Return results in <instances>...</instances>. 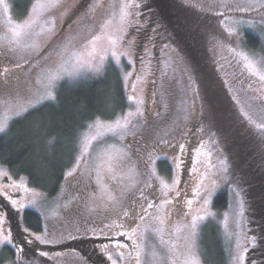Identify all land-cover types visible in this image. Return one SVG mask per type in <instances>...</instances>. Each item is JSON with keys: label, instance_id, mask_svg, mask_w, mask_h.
Returning <instances> with one entry per match:
<instances>
[{"label": "rangeland", "instance_id": "rangeland-1", "mask_svg": "<svg viewBox=\"0 0 264 264\" xmlns=\"http://www.w3.org/2000/svg\"><path fill=\"white\" fill-rule=\"evenodd\" d=\"M158 1L163 2L168 6L170 11H175L177 15L178 11L186 12V10H188L190 12L192 11V13L197 12L198 16L201 15L202 17H206L211 24L209 29L212 30L213 35L216 36L218 41L208 40L205 43L204 39V45L202 44L201 47L202 49L206 48L205 53L210 57L213 64H215V68L221 76L229 96L232 97L233 95H236L238 97H243L245 93H247L248 96L256 95L254 90L261 87V82L257 77L251 76L243 67L242 62H237L239 58H234L227 50V44L229 42L220 39V34L223 33V29L220 26V17L214 15V12L225 11L223 7L210 8L208 0ZM148 2L156 7L158 11H161V7L157 0H134V3L140 4V7L138 9H132L133 15L130 17V24L127 27L128 35L126 39L132 41V44L130 47L127 45L123 46L130 55L127 57L122 56L119 66H117L109 56V59L105 62L106 70L97 74L91 71L87 63H84L83 66H81L80 63L72 60L66 66V69L68 72L77 73L78 75L76 79L72 80L65 76L64 80L60 81L56 88L57 95L60 84L66 81L75 82L81 78L83 80L94 78L96 76L100 77L108 72L116 73L115 71L122 74L124 78L126 73L131 72L132 76H130L126 82V86L129 90L128 96L135 95L137 99L143 100L141 107L145 112V116L143 118H138L139 122L136 124V127L129 129V132L124 136L122 143L111 134L104 135L103 140L94 141L93 148L91 149L92 156L91 158H88V163L85 164L82 162L77 173L72 177L66 178V173L75 164L74 158L72 165L65 172L63 186L57 197L52 198L47 192L32 187L26 176L15 174L5 166H0V195L10 201L8 197L2 195L4 191H7L12 199L17 200L18 205H25L23 211L26 209H32L39 213L44 221V226L47 224L49 231L54 233L57 238H59L60 233H63L64 236H67L69 233L78 235L80 238L66 240L64 243L77 241L80 248L83 249L85 248L83 246V237H103L99 234L93 236L91 232H89L87 236H84V230L86 228L99 229L104 227L105 224H111L114 219L117 220V222H120L115 211L98 209L95 205L99 204L100 201L96 200L93 202V200L90 199L93 193H96L97 196L101 195L100 185L106 184L108 186V192L115 195L118 199H122L124 207L134 209L132 216L135 219L126 220L125 226L126 229L129 225L135 227V223L139 221L136 212H139L141 204L146 207L147 202L140 199V193L136 189H132L130 192L128 191L132 181L137 182L139 187L144 188L148 201L158 204L161 199H164L159 191L162 185L155 177L151 180L152 187H145L144 182L147 179V176L144 175V173L147 170L146 161L148 160V153H151L153 157L162 156L165 152L168 153L164 145L159 143V138L161 137L168 140L179 133L188 136L190 132L194 131L193 135L188 137L191 140L190 154L192 155L190 158V175L187 177L189 178V184L187 185L186 183L185 186H182V184L180 185V188L183 190L180 191L179 196L182 194L185 195V191L187 195H190L191 189L196 188L197 183L200 182L201 174L205 172H208V176L210 177V179L206 178L204 180L205 185L210 186L211 179L217 180V191L213 197L212 208L215 197L224 190L228 191V194L226 193L228 207L226 210L222 211V213L218 212V210L213 211L216 213V217L214 219H209L201 225L195 244L201 264H232L230 252L235 248L237 243V237L233 235V233L239 231L235 227V222L239 219L243 225L244 231H247V233L250 234L252 232V230L249 231L251 226L246 229V222L251 221V223H253L254 221H257L258 223L264 221V191L263 194L261 193V190H264V144H262L264 142L261 141L257 131L254 128L249 127L247 124L249 131V136L247 137L249 139L248 142L251 146L257 147L252 153L262 154V156L257 159L251 160V158H249L250 161L248 160L250 162V167H254L256 173L255 176L258 178L256 185H260V188H262L261 190H257L258 187L255 190L252 189L250 192L253 193H250L248 192V189L246 190V185H249L250 188H255V184H252L253 180L250 183L249 181H245L246 172L243 169L249 165L247 159L245 161L244 157L237 158L236 156L238 162L234 161L232 158L234 165L238 166V172L235 178L233 175V169L231 172V166H233L231 163V154L233 153L230 148L231 142L228 141L227 136L222 132L224 131L223 129L220 131L213 128V124L217 119V116L215 119L213 115H216L217 110L214 109L206 112L203 109L204 101L201 95H196V91H199V84L194 68L195 65L185 52V48H188L190 44L186 42L185 46L182 42L184 41L185 43V41H188L186 36L181 35V41H177L175 38L176 35L174 37L172 29L169 28L171 30L169 31L167 28L166 20L161 23L162 25L156 27V32H149L150 24L144 23L142 18V9ZM4 3L8 5V10L5 12L3 4H0V37L7 34V28L9 27L7 22L9 18H11L14 23H20L18 21L20 18L17 19L12 13L10 0H4ZM88 4L89 0H80L73 16L71 18H66L67 22L64 23V27H67V29L61 34V36L69 34L68 24L71 20H74L81 11H85ZM201 8L204 10L202 11ZM230 15L250 16L259 20V15L257 13H230ZM56 16L58 17V13ZM104 18L105 17L102 16L101 12L98 11L95 16V23L97 25L102 23ZM91 24V21L81 20L73 25V33L78 32L80 35H86ZM61 26L60 20L57 18L56 30L58 32ZM144 29L145 32H143ZM242 32L243 37L247 33H253L261 37L264 42V36H261L259 28H244L242 29ZM175 33L177 34V32ZM46 36L47 34L40 38L41 43L46 39ZM56 42H60L59 38H57ZM26 43L31 44L32 41L29 40L26 41ZM101 43L105 44L106 41H102ZM232 46L235 47V44ZM240 49L244 51H252L246 48L244 44L240 45ZM0 52L7 59V65H4L3 69H9L8 73L0 76V93L14 94L16 91L23 92L26 82L32 76L29 65L25 63V60L29 57L30 50L20 51L15 54H5L6 49H0ZM32 54L34 55V53ZM16 63L22 64L23 67L16 68ZM9 65H11V67H9ZM173 69H175V72H173ZM162 71H167L169 78L163 86ZM0 73H3V70H1ZM173 76L175 77L174 80L171 79ZM137 77H141V79L137 80ZM190 77L195 80V85L193 86L195 90L187 89V91H185V85ZM153 80H155V83H153ZM176 81H180V83H177ZM225 81H227V83H225ZM133 84L136 85L135 91H133L132 88ZM40 86L42 85H37V87ZM230 88L232 89L231 92L229 91ZM3 98L7 99V96H4ZM135 106L134 103L130 102V108L133 111L135 110ZM235 107L237 110L236 113L239 115L238 106L235 105ZM0 111H2V109H0ZM125 112L116 113V116L113 119H106V117L99 118L106 123H111L115 121L117 116H122ZM222 112L225 113L226 111L222 109ZM240 118L243 120V117L240 116ZM18 119L19 118L15 117L12 118L9 121V128L11 124ZM219 120H221V118H219ZM244 130L246 131V128H244ZM85 131H87L86 128L78 135V143L75 147L77 152L76 156L79 154V140ZM97 132L104 134L105 130L103 127L94 129L92 134H97ZM1 135L3 134H0V136ZM136 144L147 145L148 153L142 154L140 150L137 153L138 149L134 146ZM109 145H113L114 147L109 149ZM125 145H131V161L125 160L122 163H116V161H118L123 155L121 150L124 149ZM197 149L200 153L199 156H197L196 153ZM177 151L178 149L174 154L168 153V155H175L177 154ZM187 156V153L183 156L184 162L186 161ZM109 157L112 158L111 161H109ZM197 160H199L200 163L195 164L197 172L193 173L191 172V169L194 166V161ZM209 161L211 162V165H215V168L208 167ZM221 161H225L228 166L227 182L220 178L224 175L222 172L218 173V175H212V173L218 172V169L221 167ZM110 163L113 165L112 172L108 171ZM98 165L99 167H97ZM155 167L158 176L164 182L171 184V173L174 168L171 160H157ZM182 169L183 167L177 170L180 179L183 172ZM249 170L252 171V169ZM4 172H7L8 175L5 176ZM81 172L83 174H81ZM113 176H115V178H113ZM237 192L239 193V196H237ZM122 193H124L123 196L121 195ZM258 193H260V196ZM169 195L175 196V192H172ZM104 196L106 198L107 192L104 193ZM178 197H175L173 202L166 206L169 215H165L163 209L158 211L153 208L149 209V212L153 214V217L157 215L165 216V225L163 226L165 231L163 233V238L176 243V255L179 256V259L176 260V264H182L184 253L190 243L189 240L185 239L186 230L182 228V225L186 222L184 213L191 211V213L195 214L197 208L201 207L200 204L202 202H197L195 196L191 210H189L188 207L180 209V207L176 205V199ZM259 198H261V201H259ZM31 199H36L37 203L35 207L29 206V201ZM241 202H243V217L239 216ZM14 210L17 212L16 209ZM117 210H119V207ZM23 211L17 212L18 224L22 228ZM53 212L57 213V215H53ZM225 213H227L226 223L224 218ZM5 217L7 219L6 213ZM153 217H148L143 223H141L140 231L143 232L144 235L142 241L144 247L143 264H159L158 261L153 260L152 253L155 252L157 258H159L164 256L166 251L164 246L160 243V234L155 231L160 225L155 219H153ZM190 218V216L187 217L189 220ZM76 228L80 229L79 233L76 232ZM145 228H147L146 231ZM176 228L181 229L178 233L179 239L177 236L171 235ZM114 230L122 231L124 229ZM105 231H107V229H105ZM138 242L141 241L138 240ZM239 242L241 245L244 244L245 241L243 234L240 235ZM130 244L132 245L131 240ZM97 247L100 248V244H97ZM72 248H65L60 252H51L50 254L53 257L51 261L55 264H84L80 260V256L82 255L78 252L79 250L72 251ZM120 251H123L125 255L122 259L123 261L121 263L117 262V264H135V260L129 259L128 257V253L132 250H129L127 247ZM57 253H59L58 256L56 255ZM258 254L262 259H254L255 256L253 252L248 258L254 261L255 264H264V252ZM0 257L5 258V264L7 259L10 258L9 254L3 251V248L0 249ZM35 259L38 260L40 258L35 256ZM163 264H170V262L165 259Z\"/></svg>", "mask_w": 264, "mask_h": 264}, {"label": "snow or ice", "instance_id": "snow-or-ice-1", "mask_svg": "<svg viewBox=\"0 0 264 264\" xmlns=\"http://www.w3.org/2000/svg\"><path fill=\"white\" fill-rule=\"evenodd\" d=\"M80 0H36L32 7V13L28 18L24 19L20 23H14L11 18L8 19L7 34L0 37V49H6L5 54L17 53L24 50H30V54L25 63L29 65L32 76L28 79L24 86L23 92L16 91L13 93H0V134H7L9 130V121L12 118L33 117L34 128L37 132L44 130L47 127V117L43 114L34 115L40 113L41 109L47 105L48 102H55L57 100L56 88L60 81L64 80L67 76L69 79L75 80L77 73L68 72L66 66L75 60L83 66L87 63L88 67L94 73H101L106 70V61L111 57L112 61L119 66L121 57H127L130 55L128 51L124 49V45L131 46L132 41L127 40L126 37L127 27L130 24V17L133 15L132 9L139 8L140 4L134 3V0H89L88 7L85 11L81 12L74 20L68 24L69 34L61 36L56 30L57 18L60 20L61 25L66 18H71L77 9ZM209 7H223L225 11H215L214 15L220 17V26L223 29V33L220 34L222 41H228L227 50L233 55L238 57V63L243 64V67L248 73L257 77L261 82V87L255 89L256 95L248 96L247 93L243 97L233 95L231 97L235 105L238 106L239 115L243 117L242 122H247L248 126L254 128L261 141L264 142V43H262L260 50L257 51H244L240 49V45L244 44V37L242 29H256L259 28L261 36H264V0H208ZM0 4H3L5 12L8 10V5L4 3V0H0ZM118 9V10H117ZM203 11L204 9L201 8ZM100 11L102 16L105 17L102 23L98 25L95 23L96 13ZM58 13V17L56 14ZM230 13H257L259 20L255 17L243 16V15H230ZM138 14V13H137ZM81 20L91 21L92 24L88 29L86 35H80V33H73V25L77 24ZM47 34L46 39L41 43L40 38ZM59 38V43H57ZM214 39L216 36L214 35ZM31 40V44H27L26 41ZM102 41H106L102 44ZM235 44V47L232 45ZM55 45V46H52ZM167 47V46H165ZM147 51V49H146ZM34 53V55L32 54ZM23 58V57H21ZM143 62V61H142ZM16 68H22L20 63L15 64ZM9 69L4 68L3 73L0 76L8 73ZM159 71V69H158ZM175 72V69H173ZM132 76L131 72H128L124 76L125 82ZM141 77H137V80ZM168 72L162 71V86L168 80ZM172 80L175 79L173 76ZM180 83V81H176ZM155 83V80H153ZM227 83V81H225ZM37 85H42L37 87ZM195 80L191 77L185 85V91L187 89H193ZM133 91L136 89V85H132ZM231 92L232 89L230 88ZM199 91H196V95L199 96ZM155 95V94H154ZM7 96V99L3 98ZM128 101L134 103L135 110L131 108L125 112L122 116H117L114 122L106 123L99 117L89 118L92 122L82 125L86 128L79 140V154L75 157V164L66 173L67 177H72L80 169L81 163H88V158H91L94 141H100L104 139V135L111 134L116 137L121 143L124 140V136L128 134L130 128H135L139 122L138 118H143L145 112L141 105L143 100L137 99L135 95H129ZM167 107V106H166ZM103 127L104 134H92L94 129ZM134 134V133H133ZM49 145H53V140H48ZM159 143L166 145L167 147L177 150V154L169 156L168 153H163L162 156L153 157L151 153L148 154V160L146 161L147 176L145 180V187L151 188V180L155 177L162 185L159 191L164 199H161L159 203H154L147 200L144 188L139 187L137 182L132 181L130 183L128 191L136 189L140 193V199L147 202L145 207L140 205L139 212H136L139 221L135 223V227L131 225L126 229L125 221L129 219H135L132 216L134 209L130 207H124L122 199H118L115 195L108 192V186L106 184L100 185L101 195L97 196L93 193L90 197L93 202L99 200V204L95 207L98 209H106L115 211V214L120 222L113 220L111 224H105L102 228H86L84 230V236H87L89 232L93 236L97 234L107 237L109 240H115L116 237H126L132 241V251L128 253L129 259H134L135 264H143L144 247L142 241L144 239L143 232L140 231L141 223L146 218L153 217V214L149 212V209L164 210L165 215H169L166 210V206L171 204L175 197L180 195L181 179L179 178L177 170L184 167L183 156L187 153L188 149L184 143H173L171 140L159 138ZM114 147L109 145V149ZM123 155L116 163H122L125 160L131 161V145H125L121 150ZM139 150H137L138 153ZM197 156L200 155L199 150H196ZM171 160L174 166L172 175V183L168 184L164 182L157 174L156 161L157 160ZM112 158L109 157V161ZM196 163H200L199 160L194 161V166L191 172H197L195 167ZM221 167L218 172L212 173V175H218L222 172L224 175L221 179L227 182L228 166L225 161L220 162ZM99 167V165L97 166ZM209 168H215V165H211L209 161ZM108 171H113L112 163L109 164ZM81 174H83L81 172ZM7 176L8 173L4 172ZM115 178V176H113ZM210 177L208 172L201 174L200 182L197 183L194 189L196 193L197 202H202L201 207L197 208L196 213L191 211L184 213L186 222L182 225V228L186 230L185 239L190 243L187 246V250L184 253V259L182 264H201L200 257L197 253L195 240L199 233L200 227L203 223L209 219H214L216 213L211 211V205L213 197L217 191V180L211 179L210 186L204 184V180ZM187 182H185L186 185ZM27 191V189H26ZM107 192L105 198L104 193ZM175 192V196L169 194ZM2 195L9 198L11 206L16 209L17 212H22L25 208L24 204H19L16 199H12L7 191H4ZM122 196L124 193L121 194ZM237 196L239 193L237 192ZM36 199L29 201V206L35 207ZM186 204L191 210L193 200H187ZM119 207V210L117 208ZM91 211V210H90ZM53 215L57 213L53 212ZM243 202H241L240 217H243ZM191 217L190 220L187 217ZM225 223L227 222V213L224 214ZM160 227L155 231L160 234V243L165 248V255L157 258L156 253H152L154 261H158L159 264H163V261L167 259L170 264H176V260L179 256L176 255L177 245L174 241L165 240L163 233L165 231V216L157 215L153 217ZM235 227L239 231L233 233L237 237V243L234 249L231 250L232 264H255L254 261L248 258L247 254L250 249L257 247H264V234L257 237L255 234L249 236L247 231H244L241 221L238 219L235 222ZM107 229V231H105ZM114 229H124L122 231L115 232L111 235ZM147 228H145V231ZM181 229L176 228L171 235L177 236ZM25 234L22 242H17L13 236L10 225L5 217L4 209L0 207V249L9 247L14 250L12 258L7 259L6 264H39V261L35 259L38 254L39 257H45L51 260L53 257L49 251L39 250L38 253L33 252L31 246L34 242H38L40 245H57L62 244L66 240H75L80 238L78 235L69 233L64 236L60 233L59 238L49 231L48 225L45 224L43 230L37 234L30 230L29 227H23ZM76 232L79 233L80 229L76 228ZM244 236V244L239 242L240 235ZM141 241V242H138ZM129 245L120 243L118 240L115 242V258L112 250H110L109 244H101L100 251L107 256V259L111 261V264H117V259L124 258V252L121 249L127 248ZM134 253V255H133ZM57 256L59 253L56 254ZM31 256V258H30ZM0 264H5V258L0 257ZM86 264V262H85Z\"/></svg>", "mask_w": 264, "mask_h": 264}, {"label": "trees", "instance_id": "trees-1", "mask_svg": "<svg viewBox=\"0 0 264 264\" xmlns=\"http://www.w3.org/2000/svg\"><path fill=\"white\" fill-rule=\"evenodd\" d=\"M35 1L10 0L12 13L17 19L20 18L19 22L28 18L32 13ZM157 2L161 7V11H158L156 7L148 2L142 9L143 22L150 24L149 32H156V27L162 25L161 23L166 20L167 28L172 29L177 41H181V35L186 36L188 41L182 42L184 45L186 42L190 44L188 48H185V52L195 65L194 68L199 84L198 89L204 101L203 109L206 112L217 110L216 115H213L215 119L217 116L213 128L220 131L223 129L224 131L222 132L225 133L228 141L231 142L230 148L233 151L231 154V163L233 164L231 172L233 169V175L236 178L238 166L234 165L232 158L234 161H238V157H244L245 161L246 159L250 161L249 158L251 160L257 159L262 154L252 153L257 147L255 145V147L251 146L248 142L249 131L247 123L242 122L243 120L236 113L234 102L229 96L223 80L215 68V64L205 53L206 48L202 49L201 47L204 39L205 43L208 40L218 41L214 39L212 30L209 29L211 24L206 17L198 16L197 12L192 13V11L186 10L188 12L186 13L178 11L177 15L175 11H170L163 2L158 0ZM170 29L169 31H171ZM143 32H145V29ZM244 41V46L252 51H259L262 43H264L261 37L253 33L245 34ZM115 72H108L100 77L96 76L83 80L81 78L75 82L66 81L61 83L57 92V100L47 103L40 113L34 114H43L47 117V127L40 132L35 130L32 116L28 117V119L19 118L15 120L7 134L0 136V166L7 167L15 174L26 176L32 187L47 192L52 198L57 197L63 186L65 172L72 165L77 154L75 147L78 143V135L85 129L82 125L91 122L89 118L106 117V119H113L116 113H123L130 108V102L127 99L129 90L126 82L122 74L118 71ZM222 109L226 111V114L222 112ZM244 128H246V131ZM193 132H190L189 135H192ZM48 140H53V145H49L47 143ZM186 147H188V156L184 163L181 184L186 181L188 185L189 178L187 177L189 175L187 171L191 167V144H187ZM249 161L248 164L250 163ZM249 169H252V171ZM243 170L246 172L245 181L250 183L253 180L252 184H255V188H250L249 185H246V190L248 189V192H250V190H255L257 187V190H261V186L256 185L258 178L255 176L254 167H250L249 164ZM226 193L228 194V191L224 190L215 197L211 211L218 210V212L222 213V211L226 210L228 207ZM188 198L189 196L186 193L182 197V201L176 205L180 209L187 208L186 201ZM189 200L191 199L189 198ZM0 207L6 213L16 241L22 242L25 234L23 228L18 224L17 212L12 208L10 201L1 195ZM23 227H29L31 231L39 234L44 228V221L39 213L32 209H26L23 211ZM249 227L248 222H246V229ZM248 235L251 236V233ZM67 247H73L72 249L83 253L82 249L75 248L69 242L57 245H40L38 242H34L31 249L36 253L39 250L53 253L54 251H63ZM3 251L9 254L10 258L14 255V250L9 247H4ZM36 257L40 258L38 259L39 264H55L49 259L38 255ZM80 260L85 264L84 260L81 258ZM86 264L90 263L86 262Z\"/></svg>", "mask_w": 264, "mask_h": 264}, {"label": "flooded vegetation", "instance_id": "flooded-vegetation-1", "mask_svg": "<svg viewBox=\"0 0 264 264\" xmlns=\"http://www.w3.org/2000/svg\"><path fill=\"white\" fill-rule=\"evenodd\" d=\"M82 12V11H81ZM67 22V19L64 20L63 25L61 26L59 33L62 34L66 31L67 27H64V23ZM7 65V59L3 56V54L0 52V71L3 70V66ZM9 67H11V65H9ZM194 133V132H193ZM193 135V134H192ZM192 135H185V134H177L176 136H174L173 138H170L168 140H171L173 143H185V145L187 144H191V140L188 138ZM143 140V139H141ZM164 145V144H163ZM135 148H137L138 150H140V152L142 154H147L148 153V147L147 145H140V144H136L134 145ZM166 151L169 154H174L176 152V150H173L169 147H167L166 145H164ZM187 148V147H186ZM149 154V153H148ZM186 162V161H185ZM184 162V163H185ZM184 168V167H183ZM183 171V169H182ZM190 171V168H188V175ZM183 173V172H182ZM182 176V175H181ZM185 182L183 181L182 186H185ZM264 190H261V193L263 194ZM186 194V191H185ZM258 195L260 196V193H258ZM185 195L182 194L181 196H179L176 199V204L180 203L182 201V197H184ZM189 198L191 200L194 201L196 193L194 191V188L191 189V193L190 195H188ZM187 198V197H186ZM189 198L187 200H189ZM259 201H261V198H259ZM255 217V216H254ZM249 226H251V229H249V231L252 230L251 235L255 234L257 237H259L261 234H264V221L263 222H258L254 221L253 223H251L250 221H248ZM115 232H117V230H113V232L111 233V235H114ZM83 246L85 247L84 249L87 251L83 250V253L78 251L82 256L81 259L84 260L85 262L87 261V263H92V264H111V261H109L107 259V256L102 254L100 251V248L97 247V244H109L110 246V250H112L114 258H115V242L116 240H118L120 243H125L127 245H129L128 249L132 250L131 244H130V240H128L126 237H116L115 240H109L107 237L103 236L100 238H85L83 237ZM69 243H72L73 246L77 249H81L80 245L77 241H69ZM72 251H77L72 249ZM252 252L254 253V259H262V257L258 254L261 252H264V247H257L255 249H251V251H249V253L247 254V256L252 255ZM88 254V255H87ZM123 260L122 259H117L118 263H121ZM247 264V261H246Z\"/></svg>", "mask_w": 264, "mask_h": 264}, {"label": "water", "instance_id": "water-1", "mask_svg": "<svg viewBox=\"0 0 264 264\" xmlns=\"http://www.w3.org/2000/svg\"><path fill=\"white\" fill-rule=\"evenodd\" d=\"M67 248H71V247H67Z\"/></svg>", "mask_w": 264, "mask_h": 264}]
</instances>
